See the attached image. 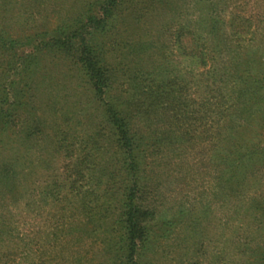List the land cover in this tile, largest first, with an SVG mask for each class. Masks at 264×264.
I'll use <instances>...</instances> for the list:
<instances>
[{
    "label": "rangeland",
    "instance_id": "1",
    "mask_svg": "<svg viewBox=\"0 0 264 264\" xmlns=\"http://www.w3.org/2000/svg\"><path fill=\"white\" fill-rule=\"evenodd\" d=\"M105 2L0 0V29L21 39L25 45L19 51L28 52L33 47L26 37L36 44L49 37L44 32L77 23L89 7L98 13ZM213 21L221 25L219 33L211 31ZM192 36L198 44L190 41ZM205 36L221 38L210 42ZM95 41L115 72L112 96H130L133 90L125 80L138 70L147 77L143 86L165 79L176 86L178 103L184 98L190 103L189 112L177 121L167 118L170 112L164 114L166 104L151 110L154 128L165 118L179 126L181 137L168 132L150 159L143 203L155 209L159 224L158 235L139 249L141 262L262 264L264 155L238 157L244 147L229 154L228 142L221 138L241 122V112L208 111L204 119L199 102L215 103L219 90L228 96L232 83L214 82L208 70L213 72L216 64L227 76L235 65L230 64L233 54L251 59L252 71L264 73V0H121L108 30ZM191 43L207 52L205 61L184 53ZM219 44L226 48L218 49ZM40 57L34 114L42 120L43 133L26 137L20 122L0 129V264H119L116 243L122 229L115 193L120 179L108 183L119 167L115 138L79 67L60 53L42 51ZM260 115L262 123L264 111ZM262 128L255 124L256 131L247 133L250 144L261 138ZM85 155L92 161L95 186L89 207L72 194L65 175L68 161ZM240 157L235 173L232 159ZM5 166L11 175L6 176ZM164 221L175 223L162 228Z\"/></svg>",
    "mask_w": 264,
    "mask_h": 264
},
{
    "label": "trees",
    "instance_id": "2",
    "mask_svg": "<svg viewBox=\"0 0 264 264\" xmlns=\"http://www.w3.org/2000/svg\"><path fill=\"white\" fill-rule=\"evenodd\" d=\"M120 1L106 0L104 6L100 7L99 12L95 14L91 7L87 8L84 14L77 16V23L59 24L53 28L52 32H44L43 36L49 37L38 39L36 44L32 43L31 37H26V39L30 38V44L33 47V50L28 52L19 51V47L24 43L21 39L5 36L0 29V79L3 75L6 81L4 82V100L1 99L0 103V129H8L20 122V132L25 133L26 137L43 133L42 120L34 114L37 102L36 100L34 102L35 74L39 68L40 55L42 51H49L70 58L83 72L93 97L98 98L101 114L115 138L119 167L116 176L111 175L112 178H108V183L115 180V177L120 179V186L115 193L118 194L119 203L117 222L122 229L116 243L120 253L119 264H145L140 260L139 249L141 246H145L152 237L158 235L156 234L158 232H155V226L159 224L155 209L151 208L150 204L143 203L147 199L145 189L149 183L146 173L152 164L150 159L154 158V153L159 152L160 146L167 140L168 137L165 135L168 132H175L177 140L181 137L177 133L180 130L179 126L173 122L166 123L165 118L161 122H157L159 126L154 128L151 124L152 116L150 114L152 115V111L157 112L160 106L166 104L167 107L170 103L168 109L163 106V112L164 114L170 112L171 114L167 118L173 117V120L177 121L179 115L183 118V113L189 112L187 107L190 103L187 98L180 99L178 103L176 86L165 79L154 85L152 82V84L143 86L147 77L138 70L132 76H127L125 80V84L129 83L128 85H131V90H133L130 96L123 98V96L110 94L115 81V72L112 66L106 62L104 54L98 49L95 40L108 30L115 16V8ZM210 27L211 31L220 32L221 25L216 21H213ZM206 38L210 42H217L221 36H205L204 40ZM189 39L196 44L199 43L196 36ZM27 43H29L28 40ZM194 43H191V47L186 46L184 53L189 58L200 57L205 61L207 52L202 50L201 45H198L199 48L194 46ZM217 48L224 50L226 46L222 47L219 44ZM231 60L233 62L230 61V64L235 63V65L227 76L220 72L215 63L213 72L208 70V74L212 75L214 82L224 81L225 86L230 82L232 88L229 90L228 96L219 90V93L213 96L216 99L215 103L206 102L209 99L199 102L205 109L203 118L210 115L208 111L211 113L216 111L222 115L230 108L239 110L241 122L230 127L221 141L228 142L229 154H235L238 149L244 147L245 149L238 154V157L240 154L242 157H251L256 153L264 155V121L259 123L257 120L258 117H261L260 113L264 111V107H262L264 85H258L259 81L264 79V75H262L264 73L258 75L257 72H253L250 67L251 59L245 60L239 53L233 54ZM224 64L227 65V62ZM30 115L33 116L32 119L29 118ZM167 121L169 122V120ZM141 122L144 124L141 125ZM217 123L222 126V119H218ZM255 124L263 127L262 132H259L261 138L250 144L247 133L256 131ZM240 160H242L241 157L232 159L236 163L235 173L238 171L237 165ZM228 164L231 163L228 162ZM4 168L6 176L11 175V167L6 168L5 166ZM91 168H93L92 161L86 155L80 161L77 158L68 161L65 166L68 188L72 194L80 197L87 207L90 205V198L89 200L87 198L92 191H95ZM81 182L88 184V188H83ZM174 223L164 221L160 225L163 228ZM262 264H264V260Z\"/></svg>",
    "mask_w": 264,
    "mask_h": 264
}]
</instances>
